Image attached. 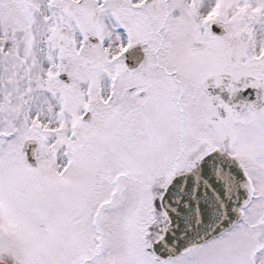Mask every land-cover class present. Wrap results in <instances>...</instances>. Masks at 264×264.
Returning a JSON list of instances; mask_svg holds the SVG:
<instances>
[{"label": "snow or ice", "instance_id": "snow-or-ice-1", "mask_svg": "<svg viewBox=\"0 0 264 264\" xmlns=\"http://www.w3.org/2000/svg\"><path fill=\"white\" fill-rule=\"evenodd\" d=\"M0 264H264V0H0Z\"/></svg>", "mask_w": 264, "mask_h": 264}]
</instances>
